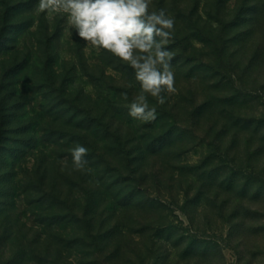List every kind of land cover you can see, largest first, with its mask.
<instances>
[{
  "label": "rangeland",
  "instance_id": "374dc122",
  "mask_svg": "<svg viewBox=\"0 0 264 264\" xmlns=\"http://www.w3.org/2000/svg\"><path fill=\"white\" fill-rule=\"evenodd\" d=\"M11 1L0 69L33 65L0 78L35 131L3 139L0 264H264V0H151L174 19L176 91L148 96L150 122L129 115L141 89L127 62L86 45L66 13ZM77 144L91 172L73 167Z\"/></svg>",
  "mask_w": 264,
  "mask_h": 264
},
{
  "label": "clouds",
  "instance_id": "9594fccd",
  "mask_svg": "<svg viewBox=\"0 0 264 264\" xmlns=\"http://www.w3.org/2000/svg\"><path fill=\"white\" fill-rule=\"evenodd\" d=\"M151 0H38L37 10L51 15L67 14L68 28L86 45L103 49L135 71L141 91L128 105L129 115L143 122L156 119L155 107H149L148 96L158 104L165 103V93L176 91L171 42L174 19L164 9L150 11ZM127 100V94H123ZM88 149L77 144L71 149L73 167L87 168Z\"/></svg>",
  "mask_w": 264,
  "mask_h": 264
},
{
  "label": "trees",
  "instance_id": "16d2710c",
  "mask_svg": "<svg viewBox=\"0 0 264 264\" xmlns=\"http://www.w3.org/2000/svg\"><path fill=\"white\" fill-rule=\"evenodd\" d=\"M1 5H2V7L0 8V17H1L0 18V23H1L0 24L1 25L0 36L4 35L3 37H5L6 33H8L11 28H13V27L15 28L16 27L15 25H17L15 22H13V19H15V17L17 16V13L20 11L21 4H20V2L13 3L11 0H5L3 3H1ZM0 45H1V40H0ZM48 63L49 62H45L43 67L41 68V70L43 69V78H44V83H45L44 85H45V87L50 89L54 82H53L52 77L50 75L48 76V71H49V67H50V65ZM30 65H33V64H31V57L25 59L23 62H21V64L20 63L15 64L13 67L6 68V66L3 65V66H1V69H0L1 76H4L5 74H8V73L14 74L15 72H13V71L23 72ZM45 73L47 75H45ZM10 95H11L10 92H6V88L4 87V85L2 83V79L0 78V153L4 149L7 148L6 143L3 142V139H5V137L7 136V133L13 131V129L19 127V128H21V130L23 132L31 131V130L35 131V128L33 126H31L30 121L25 122L24 120H22L23 122L16 123V121H14L15 119L11 116L12 114H9L8 110H9V108L12 107V104L10 102L11 101ZM83 111H85L84 116H83V120L88 121V120L93 119L90 109L85 108ZM160 117H163V116H160ZM86 123L87 122H85L83 124L77 123V125L80 128L85 130L86 134L80 135V136H83V138H85V139H87L89 134H91L90 127L94 128V126H95V129H98V130L106 129V130L110 131V129H111L110 125H106L102 120H99V122L94 124V126H89V124L87 125ZM160 123H158L157 125H161ZM12 125H14V127ZM153 127L154 126H152V128ZM164 135L165 134H162L161 138L164 137ZM114 141H115V143H118L117 145H118V148L120 149L119 145H121V138L118 137V135H117V138ZM92 145L96 146V144H94V143ZM124 194L130 195V194H133V191H130L127 193H122L121 197H125L126 195H124ZM89 239H90L89 243H91V245H93L97 249L104 248V246L107 245V243H108L105 240H103V238L98 237L96 234H94V235L91 234Z\"/></svg>",
  "mask_w": 264,
  "mask_h": 264
}]
</instances>
